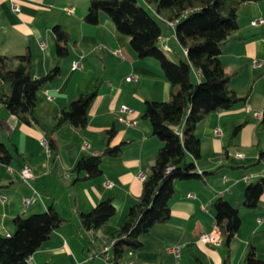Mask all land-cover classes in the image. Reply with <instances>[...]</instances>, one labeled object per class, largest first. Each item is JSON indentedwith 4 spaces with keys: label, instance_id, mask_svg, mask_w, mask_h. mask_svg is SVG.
Returning a JSON list of instances; mask_svg holds the SVG:
<instances>
[{
    "label": "crops",
    "instance_id": "crops-1",
    "mask_svg": "<svg viewBox=\"0 0 264 264\" xmlns=\"http://www.w3.org/2000/svg\"><path fill=\"white\" fill-rule=\"evenodd\" d=\"M89 1L0 0V55L13 58L29 51L34 78L48 73L53 65L52 28L58 25L69 35L68 55L59 62L60 74L37 93L34 117L38 125L23 124L0 106V117L9 125V131L0 134V143L13 155L8 165L0 163V235L14 233L15 216L42 213L49 207L65 219L31 256L32 264H113L106 259L111 257L106 239L138 202L139 174L148 173L162 147L141 116L146 101L169 100V83L158 62L139 59L129 37L117 33L105 14H100L96 26L84 23ZM259 18L262 23L251 24ZM237 23V31L221 46L219 60L231 76L229 89L244 101L208 115L197 125L200 157L188 156L187 160L195 164L201 177L174 181L169 221L140 235L141 247L127 251L119 264H223L227 255L230 264H243L249 246L264 260V190L258 209L240 208V226L228 249L222 243L207 246L198 242L199 236L215 227V200L222 198L238 206L249 183L264 182V133L256 134L264 107V0L240 4ZM167 30L176 39L173 27ZM172 40L164 35L161 47L176 49ZM130 76L133 79L127 81ZM96 88L98 95L88 109L86 128L66 126L56 134L60 152L51 168L42 144L43 130L51 128L53 117L69 100ZM121 106L129 112H121ZM246 120L225 155L233 129ZM111 128L116 133L110 145L122 144L121 154L102 159L101 176L75 180L70 171L76 161L84 155H100L106 141L104 131ZM215 130L220 134L214 135ZM236 153L242 158H236ZM24 164L33 174L28 183L17 174ZM27 198L34 201L25 207ZM106 199L112 200L114 217L96 233L81 228L80 215ZM171 248H179V257Z\"/></svg>",
    "mask_w": 264,
    "mask_h": 264
},
{
    "label": "trees",
    "instance_id": "trees-1",
    "mask_svg": "<svg viewBox=\"0 0 264 264\" xmlns=\"http://www.w3.org/2000/svg\"><path fill=\"white\" fill-rule=\"evenodd\" d=\"M143 1L146 8L139 6L136 0H90L83 17L84 23L96 26L100 14H105L117 33L129 37L130 47L139 59L150 58L158 62L169 83L168 101L145 103L141 117L150 124L152 135L162 142V147L142 180L138 202L129 208L118 228L106 239L111 253L109 261L113 264H119L127 251L139 249L142 245L139 236L149 232L153 225L169 221V201L174 192V181L201 177L195 164L187 160L188 156L195 160L200 157L197 125L208 115L230 110L244 101L229 89L231 76L223 70L219 56L221 46L238 29L239 5L261 0ZM168 23H174V35L181 50L179 54L175 48H170V54L176 57V61L169 59L160 45L164 29L170 28ZM52 33L55 39L53 65L48 73L39 78L32 76L29 51L13 58L0 55V106L26 125H38L34 117L37 93L60 74L59 62L68 55L69 35L58 25L52 28ZM195 73H198L197 80ZM97 95L96 88L69 100L53 117L51 128L43 130L51 168H55L60 152L56 134L66 126L75 130L85 129L88 109ZM246 122L233 129L224 148L225 155ZM177 130L181 136L176 134ZM8 131L9 125L0 117V134ZM115 133L114 128L104 131L106 141L100 155H84L76 161L70 171L75 180L101 176L102 159L121 154L122 144L110 145ZM260 133H264V107L256 128V134ZM12 159L10 149L0 143V163L8 165ZM169 168L172 169L167 173ZM263 190V181L252 182L246 186L238 206H232L222 198L212 204L214 225L220 232L222 245L227 249L240 226V208L258 209ZM114 215L112 200H103L88 213L80 215V227L96 233ZM12 222L14 233L0 235V264H28V258L65 219L49 207L42 213L17 215ZM223 264H230L228 255ZM243 264H264V260L258 259L253 247L249 246Z\"/></svg>",
    "mask_w": 264,
    "mask_h": 264
},
{
    "label": "built area",
    "instance_id": "built-area-1",
    "mask_svg": "<svg viewBox=\"0 0 264 264\" xmlns=\"http://www.w3.org/2000/svg\"><path fill=\"white\" fill-rule=\"evenodd\" d=\"M14 10L17 11V8H14ZM67 11L68 12H71L72 10L70 8H68ZM262 22H263V19L262 18H259V19L253 20L251 22V24L252 25H258V24H260ZM168 25L173 27L174 26V23H168ZM162 48L165 51H170V48L167 45H165V44H162ZM76 68H78V63L77 62H74L73 63V69H76ZM132 79H133V77L130 76V77L127 78V81H130ZM46 97H48V96L46 95ZM120 111L121 112H124V113H128L129 112V109L126 106H121L120 107ZM176 134L179 135V136H181V132L179 130L176 131ZM219 134H220L219 130H215L214 131V135H219ZM42 144L46 147V143H45L44 138L42 139ZM235 157L236 158H242V155L240 153H236L235 154ZM171 169L172 168H169L167 170V173ZM17 174H18L20 180L22 182H24V183H28L33 178L32 171H31L30 167L28 165H26V164H24L17 171ZM144 177L145 176L143 174H139V178L140 179L143 180ZM249 179H250L249 176H244L243 177V180L244 181H249ZM188 197H192V195H188ZM33 201H34V198H27V199H25L24 200V206L27 207L28 205L32 204ZM198 242L201 243V244L207 245V246H219L221 244V236H220V232H219L218 228L217 227H214V229L211 232L199 236ZM107 250H109V246L107 247ZM171 252L174 254L175 257H179V248H171ZM106 259L107 260H110L111 257H106ZM27 263L28 264H32L31 257L28 258Z\"/></svg>",
    "mask_w": 264,
    "mask_h": 264
},
{
    "label": "rangeland",
    "instance_id": "rangeland-1",
    "mask_svg": "<svg viewBox=\"0 0 264 264\" xmlns=\"http://www.w3.org/2000/svg\"><path fill=\"white\" fill-rule=\"evenodd\" d=\"M136 3L139 5V6H142V7H144V8H146V6L144 5V3H143V1L142 0H136ZM165 27H163V29H164ZM164 35H169V38H171V39H174V40H172L173 41V46H176V49H177V51H178V53L180 54V47H179V45H178V43H177V40L172 36L173 34H172V32L171 31H168L167 29H164ZM166 56L169 58V59H171V60H173V61H176L177 59H176V57L175 56H173V55H171V54H169V53H166ZM230 133H232V132H230ZM231 135V134H230ZM262 137H264V134H262ZM245 139H246V137H244ZM237 139V137H235V139L234 140H236ZM241 154V153H240ZM242 155V154H241Z\"/></svg>",
    "mask_w": 264,
    "mask_h": 264
}]
</instances>
